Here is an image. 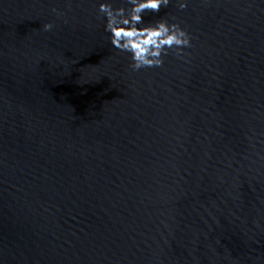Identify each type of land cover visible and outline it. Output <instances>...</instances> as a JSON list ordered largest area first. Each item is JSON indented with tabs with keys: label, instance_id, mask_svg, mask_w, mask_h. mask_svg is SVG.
I'll list each match as a JSON object with an SVG mask.
<instances>
[{
	"label": "water",
	"instance_id": "1",
	"mask_svg": "<svg viewBox=\"0 0 264 264\" xmlns=\"http://www.w3.org/2000/svg\"><path fill=\"white\" fill-rule=\"evenodd\" d=\"M99 2L0 0V264H264V0L139 70Z\"/></svg>",
	"mask_w": 264,
	"mask_h": 264
},
{
	"label": "clouds",
	"instance_id": "2",
	"mask_svg": "<svg viewBox=\"0 0 264 264\" xmlns=\"http://www.w3.org/2000/svg\"><path fill=\"white\" fill-rule=\"evenodd\" d=\"M172 0H127V6L114 7L113 0H100V13L106 18L105 30L110 33L112 45L130 54L131 67L160 66L170 49L183 53L191 45L190 33L177 22L159 18L153 23H144L145 10L159 11ZM180 8L188 6L189 0H177ZM52 22L44 24L52 29ZM235 264V261H233Z\"/></svg>",
	"mask_w": 264,
	"mask_h": 264
}]
</instances>
